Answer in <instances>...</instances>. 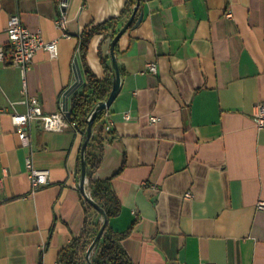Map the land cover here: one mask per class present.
I'll return each instance as SVG.
<instances>
[{
	"label": "crops",
	"instance_id": "1",
	"mask_svg": "<svg viewBox=\"0 0 264 264\" xmlns=\"http://www.w3.org/2000/svg\"><path fill=\"white\" fill-rule=\"evenodd\" d=\"M67 2L63 36L55 0H0V264H59L58 251L83 226L80 134L70 125L47 131L35 119L24 147L10 117L26 110V96L47 114L67 106L80 81V32L111 18L117 32L129 0ZM13 13L44 40L57 39L54 58L35 52L25 87L7 46ZM109 33L94 35L86 53L98 77L99 52L113 69ZM116 50L120 89L101 119L92 178L110 180L121 208L108 223L127 231L121 246L132 264H264V210L256 207L264 200V128L253 120L264 102V0H141ZM29 150L34 167L49 171L35 191Z\"/></svg>",
	"mask_w": 264,
	"mask_h": 264
},
{
	"label": "trees",
	"instance_id": "2",
	"mask_svg": "<svg viewBox=\"0 0 264 264\" xmlns=\"http://www.w3.org/2000/svg\"><path fill=\"white\" fill-rule=\"evenodd\" d=\"M141 0H129L127 7L121 15H125L126 21L137 2ZM114 19H108L100 23L85 27L79 34V69L80 81L72 86L68 91L69 124L84 140L87 132L88 118L99 101L107 99L113 77V69L107 65V61L99 52V59L103 66V77L96 76L87 66L86 53L91 38L96 34L114 37L116 30ZM133 23V21H132ZM114 54L116 55V44L114 45ZM104 110L97 111L92 117L91 135L84 151L85 176H87V192L91 199L101 208L97 209L86 199L84 202V220L79 233L74 234L67 244H65L57 253V263L59 264H88L85 257L86 251L100 229L103 214L107 218L100 238L94 243L90 251V264H132L127 253L121 246V240L127 234L113 230L108 223L109 218L116 216L121 208L120 202L112 190L109 178H92V173L99 166L102 154V131L101 122ZM96 131V135L93 132ZM93 133V134H92ZM99 144L96 153L90 151L93 143ZM81 172V155L77 174ZM103 213V214H102Z\"/></svg>",
	"mask_w": 264,
	"mask_h": 264
},
{
	"label": "built area",
	"instance_id": "3",
	"mask_svg": "<svg viewBox=\"0 0 264 264\" xmlns=\"http://www.w3.org/2000/svg\"><path fill=\"white\" fill-rule=\"evenodd\" d=\"M57 5V17L55 19L56 26L61 29L63 36H68L66 31V25L68 21L66 8L68 5L67 0H55ZM6 33L8 36L7 46L10 50L11 64L18 67L25 87V73L30 66L35 52L38 49H44L48 52L51 58L57 55V39L44 40L40 31H31L25 26L18 13H13L9 16ZM76 52H79V45H77ZM4 49L0 47V58L3 57ZM147 69L151 72L156 71V65L154 62L147 64ZM20 103L26 105L24 112H18L13 108V112L10 114L11 121L17 126L18 137L20 144L24 147L30 148V124L31 121L38 119L41 123V127L47 131H61L66 128L69 121L66 117L68 112L67 106L60 102L59 108L52 113H44L40 102L35 96H26ZM13 107L14 103L11 102ZM0 109V113H1ZM107 114V108L104 109L103 116ZM129 111L123 112V118L128 120L130 118ZM150 122L155 123L158 118L156 116H149ZM254 124L258 128H264V102L258 103L255 106L253 113ZM71 126V125H70ZM104 129L109 130V122L104 124ZM25 167L27 170L29 182L31 185V191H35L43 185H46L49 181V171L44 168H36L32 162L31 150L25 158ZM88 195V194H87ZM185 197L190 198L192 196L190 191L185 192ZM89 196V195H88ZM256 207L264 210V200L259 199L256 203ZM200 264H215L214 262L201 261Z\"/></svg>",
	"mask_w": 264,
	"mask_h": 264
},
{
	"label": "water",
	"instance_id": "4",
	"mask_svg": "<svg viewBox=\"0 0 264 264\" xmlns=\"http://www.w3.org/2000/svg\"><path fill=\"white\" fill-rule=\"evenodd\" d=\"M138 5H139V2L136 3V5L134 6L130 17L125 21V23L121 26V28L115 33L114 37L112 38V40L110 42V55H111V63H112V68H113V77H112V85H111L110 93H109V95H108L106 100L99 101V102L96 103V105H95V107H94V109H93V111L91 113V116L88 118L89 122H88V126H87L86 136H85V138H84V140L82 142V145H81V172H80V182H79L80 189L83 192L84 198L89 203H91L94 206V208H97V209H100V210H101V208L91 199L90 196L87 195V193L84 190V183H85L84 151H85V147H86L87 142H88V140L90 138V135H91V123H92L93 115L97 111H101V110H104V109L108 108L110 106L111 102L114 100L115 96L117 95L119 89H120V72H119V67H118V64H117V60H116L113 48H114V45L116 44L117 40L119 39V37L132 24V21L134 20L135 15H136L137 10H138ZM142 17H143V13L140 12L133 25H136L137 23H139L140 20L142 19ZM66 117H67V119H69V111L66 112ZM106 222H107V218L103 214L102 224L100 226V229L97 232V234L94 237V239L91 242V244L89 245V247H88V249L86 251V254H85V257L87 259L88 264H90V261H89L90 251L93 248L94 243L100 238Z\"/></svg>",
	"mask_w": 264,
	"mask_h": 264
}]
</instances>
